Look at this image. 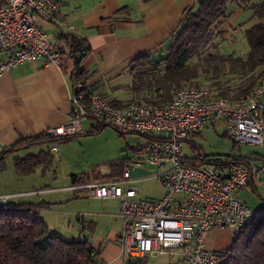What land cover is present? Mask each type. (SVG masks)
<instances>
[{
	"label": "built area",
	"instance_id": "2783aa9c",
	"mask_svg": "<svg viewBox=\"0 0 264 264\" xmlns=\"http://www.w3.org/2000/svg\"><path fill=\"white\" fill-rule=\"evenodd\" d=\"M55 0H3L0 5V77L23 62L59 65L61 51L53 35L38 20L55 21ZM85 48L81 53H85ZM85 76L73 74L66 121L50 128L51 136L82 133V121L111 126L120 133L146 138L144 163L156 166L154 177L163 194L141 196L131 178L140 162L127 163L118 178L71 186L87 188L88 196L117 198L123 220L120 246L124 258L135 262L147 254H179L184 264H215V253L205 239L216 227L237 229L264 216V208H251L235 191L249 184H264V153L231 155L225 161L201 153L185 156L183 146L207 125L222 124L225 135L236 145L264 146V77L244 99L213 95L208 87L186 85L164 105L153 103L149 94L134 96L115 107L100 94H87ZM57 144L51 149L57 150ZM11 195H0V203ZM78 240H84L81 233ZM95 249L90 255L94 256Z\"/></svg>",
	"mask_w": 264,
	"mask_h": 264
},
{
	"label": "crops",
	"instance_id": "0c3cea01",
	"mask_svg": "<svg viewBox=\"0 0 264 264\" xmlns=\"http://www.w3.org/2000/svg\"><path fill=\"white\" fill-rule=\"evenodd\" d=\"M55 1L58 5L55 21L44 30L53 35V40L60 51L67 50L65 44L57 41L60 32L71 33L82 40L88 49L81 56L78 67L84 72L87 91L100 94L110 102L122 104L134 96L129 88L133 78L134 60L139 56H148L151 61L162 58L171 34L179 28L183 18L198 0ZM2 3L3 0H0V5ZM256 22L257 18L251 9H233L217 29L220 33L217 48H235L236 41L233 38L235 34L243 37V32ZM73 67V60L65 53L61 55L59 65L45 63L43 59L23 62L0 77L1 147L39 137L46 134L50 128L66 121L71 110L69 96ZM81 126L82 133L76 137L99 133L107 127L98 130L97 123L92 119L83 120ZM145 142L146 138L141 136L140 143L126 144L128 153L120 159L111 161L105 172L72 173L67 175L68 181L62 186H44L37 189L33 188L31 183L25 189L17 187L16 183L21 176L15 174L16 176L12 175L15 184L6 185V190L0 194L25 197L21 199L23 201L16 200L18 202L15 203L42 204L37 213L44 222L54 215L71 214L69 222L71 236L77 239L82 232L89 246L96 251L94 264H127L119 241L123 227L119 200L89 197L87 188L71 186L118 178L123 168L120 162L123 161L126 165L133 160L140 162L131 170V178L139 185L146 178L140 176L138 171V168L145 165L143 162ZM52 144L34 146L38 149L36 153L49 151L55 160ZM56 146L58 149V144ZM154 173L155 171L151 175L152 178H155ZM83 174H87L88 179L72 178V175ZM242 191L247 190L240 188L235 194L241 198L238 193ZM162 194L147 198H159ZM141 196L144 197L142 190ZM249 206L264 208V195L253 196L252 204ZM48 228L50 229L49 225ZM50 230L55 232L53 229ZM234 230L227 227L214 228L205 239V247L215 254L224 253L232 244ZM136 264H184V261L179 254H147L138 258Z\"/></svg>",
	"mask_w": 264,
	"mask_h": 264
},
{
	"label": "trees",
	"instance_id": "16d2710c",
	"mask_svg": "<svg viewBox=\"0 0 264 264\" xmlns=\"http://www.w3.org/2000/svg\"><path fill=\"white\" fill-rule=\"evenodd\" d=\"M235 8L251 9L257 18V22L243 32L248 46L245 55L222 53L217 48L220 36L217 29ZM57 41L67 46L61 55L67 53L73 60V74L85 76L78 67L83 55L81 49H88L84 42L68 32H60ZM208 47L215 50L210 51ZM164 51V56L157 61H151L148 56L134 60L129 85L134 96L149 94L153 103L161 106L172 100L181 87H202V83L207 82L213 95L231 100L246 98L264 77V0H198L171 34ZM231 77H237L238 82L231 83ZM87 94L90 93L87 91ZM110 104L120 107L124 103L112 101ZM97 125L98 130L106 126ZM76 136L46 133L0 146V170L4 169L5 157L20 149L67 143ZM53 158L49 151L16 157L13 169L18 176L29 175L41 166L50 165ZM120 165L125 166L123 161ZM72 178L85 180L88 175H72ZM246 187L259 196L254 184ZM41 205L0 203V264H94V256L90 255L92 248L85 238L64 240L51 231L37 213ZM215 258V264H264V216L235 229L231 246L224 253L215 254ZM136 263L137 260L127 261V264Z\"/></svg>",
	"mask_w": 264,
	"mask_h": 264
},
{
	"label": "rangeland",
	"instance_id": "374dc122",
	"mask_svg": "<svg viewBox=\"0 0 264 264\" xmlns=\"http://www.w3.org/2000/svg\"><path fill=\"white\" fill-rule=\"evenodd\" d=\"M38 25L47 30L51 26V22L39 19ZM233 38L236 41L235 48H219V51L222 53L245 55L248 51V46L245 40H243L242 35L235 34ZM207 49L210 51L215 50L211 47H208ZM228 77L229 76H227V78ZM230 80L231 83L234 84L238 82L237 77H231ZM202 87H209V84L203 82ZM138 142H141V135L136 133H120L109 126L105 127L99 133L81 135L73 138L69 144L59 142L57 143L58 149L54 151L56 159L53 160L50 165L37 168L32 174L21 176V179L16 183V186L22 189H25L31 184L33 188L36 189L44 186L57 187L66 184L68 181L67 175L72 173L91 171H97L99 173L105 172L111 161L120 159L128 153L129 150L126 147V144L129 143V145H132ZM192 145L196 148H193ZM37 150L38 149L34 147L33 149L17 151L14 154L5 157L4 169L0 170V193H4L6 185L15 184L12 181V175H15V171L13 170V158L33 154L36 153ZM183 152L187 157H193L200 152L205 158L217 157L222 161H225L229 156L236 154L246 156L263 154L264 146L253 144L236 145L225 135L222 124L218 123L215 125H207L203 129L194 133L191 142L184 144ZM155 169L156 166L150 163H145L144 167L138 168L139 175L146 176V178L139 183L144 197H156L163 193L157 179L151 177ZM256 187L257 192L263 196L264 184H257ZM246 188V186L241 187L242 190L247 191H242L241 193H238V195L251 205L253 196H258ZM21 199H25V197L18 198L10 196L7 202L15 203L23 201ZM70 221L71 214L63 213L49 217L45 222L49 225L50 229L55 230V232L57 231V234L64 240H72L71 228L69 230Z\"/></svg>",
	"mask_w": 264,
	"mask_h": 264
}]
</instances>
